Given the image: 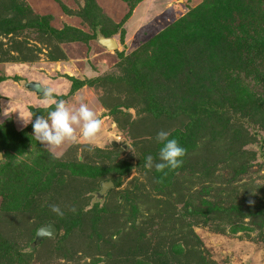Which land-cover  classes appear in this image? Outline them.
<instances>
[{
	"label": "rangeland",
	"instance_id": "1",
	"mask_svg": "<svg viewBox=\"0 0 264 264\" xmlns=\"http://www.w3.org/2000/svg\"><path fill=\"white\" fill-rule=\"evenodd\" d=\"M24 1L36 14L48 16L47 23L57 30L70 26L89 31L79 16V8L85 5V0ZM95 1L104 16V22L98 29L108 28L109 21L118 25L112 34L117 42L114 50H107L96 38L87 43L78 40L57 43L48 34L39 38L34 28L19 31L17 40L11 34L0 37V47L6 52L3 55L0 51V139L27 129L26 134L30 135L27 142L8 147L0 158V234L3 233L1 230L7 232L11 229L8 220L13 219V216H6L8 194L5 184L15 176L27 174L19 172L22 166L44 167L57 172L58 165H62L66 166L62 167L63 180H67L66 175L71 176L65 184V191L60 194L50 189L48 198L39 204L49 215L56 217L60 230L55 238L41 244L40 255L32 252L33 257L24 264H186L183 258L172 261L170 249L174 243L192 245L198 264H264V148L261 151L259 144L254 142L243 147L253 151L254 156L243 154L241 158V153H234L232 148L239 146L232 141L230 123L224 126L223 122L206 121L203 117L204 123L200 120L196 132L190 131L184 146L183 166L171 179L165 196L153 190L150 180L136 178L138 167L135 165L142 163L145 166L141 160L147 154L158 156L159 151H155L158 144L156 134L160 131L171 134L177 128L184 130L188 119L184 108L191 99L179 100L175 104L174 98L179 96L178 93L174 97L168 93L172 97L167 100L172 118H153L143 110L141 95L129 91L126 83L129 80L126 79L130 77L134 84H138L134 77L137 67V70L143 68L140 78L145 77L143 73L149 70L147 86L157 83L154 60L169 61L171 56L165 55H172L168 38L163 33L172 24L186 18L188 12L195 13L204 0ZM258 3L264 7V0ZM54 45L65 59L53 60ZM7 54L12 59L7 60ZM127 59L137 62L128 66V74ZM231 75L237 81V75ZM243 76L244 72L241 78ZM96 77L123 79L104 88L72 86L73 78L87 81ZM159 78L162 81V75L159 74ZM27 81L39 82L43 91L50 87L55 89L54 98L63 100L70 110L85 103L102 121L95 139L83 141L77 129V140L65 141L59 147L48 148L36 142L32 137L31 124L22 125L18 110L29 111L30 107L43 109L41 101L44 95L25 90L23 83ZM144 92L147 93V89ZM43 116L46 117L47 112ZM130 129L136 133L135 136ZM258 130L257 136L264 138V130ZM113 141L117 143L116 148L111 146ZM209 160L211 170L203 166ZM115 163L119 166L131 164L133 168L127 176L109 170L106 175L111 176L109 173L114 172L120 184L113 185L101 199H97L95 194L100 189L97 181L90 190L87 188L95 177H81L85 165L92 169L100 164L98 169L101 170L102 166L110 169ZM134 182L137 184L136 196L130 193L126 197L125 189L131 188ZM79 188L85 192L80 194ZM143 195L145 198L141 197ZM154 200L166 206L162 210L163 205L154 204L158 217L152 219L147 211ZM50 205H57L64 215L57 216L50 210ZM218 207L222 209L221 216L212 211L207 223L187 212V208L199 214ZM73 208L75 212L71 211ZM93 208L95 211H90ZM224 216H228L230 222L236 219L240 224L242 221L241 230L231 232V225L222 218ZM217 227L225 232L217 231ZM34 236L35 233L33 236L26 233L17 241L20 248L30 238L32 242ZM26 250L30 248L26 247ZM1 264L11 263L5 260Z\"/></svg>",
	"mask_w": 264,
	"mask_h": 264
},
{
	"label": "trees",
	"instance_id": "2",
	"mask_svg": "<svg viewBox=\"0 0 264 264\" xmlns=\"http://www.w3.org/2000/svg\"><path fill=\"white\" fill-rule=\"evenodd\" d=\"M259 1L262 2V0H204L195 13L188 12L186 18L172 24L163 33L164 37L168 38V48L172 52V55L167 54L165 56H171V59L164 62L161 59H155L154 63L158 77L159 74L162 75L161 79L164 82L157 77L156 85L153 82L147 86L146 82H148L150 76L149 70L143 73L145 77L142 76L140 78L139 73L142 74L143 68L137 70V67L134 69V74H137V77H134L138 80V84H134L130 80L131 78L127 77L126 80L129 81L126 83L129 91H135L141 95L143 110L153 118L166 116L169 117L168 119L172 118L169 113L167 100H171L177 93L179 96L174 98L175 104L179 100L191 99V103L187 106L189 109L187 107L184 108V115H188L186 127L183 131L177 128L169 136L170 139L175 138L181 147L184 148L186 146L187 135L190 134L191 130H193V133L196 132V125L200 123V120L202 122L203 117H205L206 121L210 119L223 122L224 126L229 123L232 125V130L229 133L233 136L232 141L239 146L232 148V151L241 153V158L243 154L244 156L248 154L255 155L253 151L244 149L245 145L255 142L259 144L261 151L264 148V138L258 137L256 133L257 129L264 130V7L262 6L263 4L260 5L258 3ZM191 14L193 16H190ZM79 16L83 24L87 25L86 27L89 31H82L70 26H64L57 30L47 23L48 16L36 14L24 0H0V37L11 34L10 36L17 40L19 31L34 28L39 38L44 34H48L49 38L54 39L57 43L75 40L87 43L91 38H96L97 40L99 36L112 37L118 27V25L109 21L110 23L108 22V24L110 25L108 28L98 29L100 23L104 22V16L95 0H85V5L79 8ZM110 26L112 27L110 28ZM13 44L16 45L15 40ZM13 48L15 49L16 47ZM54 48L53 60L65 59L64 54L56 45H54ZM0 51L3 55L6 54L1 47ZM8 55L6 59H12ZM127 63L126 74H128V66L131 64L135 65L137 62L127 59ZM140 64L138 67H140ZM242 72L245 74L243 78H241ZM145 73L148 75L146 76ZM231 73L237 75V81L232 77ZM248 76H250L251 80ZM121 79L96 77L83 81L73 78L72 86L87 85L95 88H104ZM146 89L147 93L144 92ZM148 89L151 90L148 91ZM44 91L40 94L41 96L44 95ZM29 111L34 112L33 120L36 116H43L46 113L44 109L33 107H30ZM175 112L177 113L178 110ZM217 124L222 128L220 123ZM27 130H21L16 134L6 135V139H0L1 154H6L8 147L12 144L27 142L30 137V135L26 134ZM132 130L130 129V132ZM251 130L252 132H250ZM131 134L132 136L136 135L134 132H131ZM111 146L116 148L117 143L113 146L111 142ZM160 147V144H156L155 151L158 152ZM121 148L125 149L123 146ZM262 154L264 155V153ZM149 155L153 157L154 163L158 160V156L155 157V155L151 154L146 156ZM141 161L145 163V158ZM118 166L115 163L109 167L110 169L102 166L103 168L100 170L98 169L100 164L92 169L85 165V170L82 172L81 177L84 179H93L95 177V180L89 182V187H87L89 190L93 187V184H96L94 183L95 181H97L98 186L101 181H112L114 186H119L120 180L115 177V173H109L111 176L106 175V173L109 170H115L116 173L126 175L131 172L133 165L124 163L122 166ZM136 166L138 167V176L136 178L150 180L153 190L159 191L165 196L171 179L181 170L183 164L171 170L166 168L162 172H157L155 167L152 169L145 168L142 163ZM203 166L211 170L210 160L205 162ZM60 167L61 171L59 170ZM62 167L66 166L58 165V171L55 172L53 170L49 171L44 167L35 169L34 166L30 168L22 166L19 172L22 171V174H27L22 175V177L15 176L11 182L5 184L8 194L5 200L7 203L6 209H8L6 216H13V219L8 220L11 222L9 231L1 230L3 233L0 234V264L5 260L10 261L11 264H24L33 257L32 252L41 254L39 247H42L41 244L45 240L47 241L57 236L60 230L58 220L54 215H49L47 210L39 204L48 198L50 189L60 194L65 191V184L71 176L66 175L67 180L65 179L64 181L65 176L63 175ZM52 176L55 177L53 181ZM50 179L51 181L48 183ZM132 185L131 188L125 189L126 197H129L130 193L131 196H136L137 184L134 182ZM82 192L85 191L79 188V193L81 194ZM141 197L145 198V195ZM152 203L148 208L147 214L152 219H155L158 216L156 215L157 209L154 204L157 206L163 205L162 210H164L163 208L166 204H157L156 200ZM131 206L136 209L134 203ZM218 209L219 207L211 208L210 212L200 211L197 214L191 208H187V212L193 218L207 223L212 211H217V214L221 216L222 209ZM252 210L253 208H251L250 212ZM78 211H76L77 214L79 213ZM90 211H95V209H90ZM254 211L262 213L260 210ZM137 213L138 211H136L135 216ZM81 216L79 217L80 220ZM227 217L224 216L222 218H226L225 220L231 225V232L235 233L241 230L242 221L240 224H238L236 219L230 222ZM91 219L94 218L91 216ZM51 220L57 228L54 236H45L37 245H34L30 238L29 242L20 248V244L17 241L23 239L26 233L33 236L39 225H44ZM43 221L46 222L42 224ZM219 228L217 227L216 230L225 232L224 229L220 230ZM262 236H264V229ZM26 247H29L30 250L27 251ZM135 251L137 250L135 249ZM170 252L172 261L183 258L186 264L199 263L196 258V251L192 249V245L185 246L183 243H174ZM128 258L127 260H129ZM164 259L167 260V256ZM134 264L140 263L135 262Z\"/></svg>",
	"mask_w": 264,
	"mask_h": 264
},
{
	"label": "clouds",
	"instance_id": "3",
	"mask_svg": "<svg viewBox=\"0 0 264 264\" xmlns=\"http://www.w3.org/2000/svg\"><path fill=\"white\" fill-rule=\"evenodd\" d=\"M55 94V89L51 87L44 91L41 105L47 112L46 117L39 115L33 120L34 112L18 110L22 125L31 124L32 137L48 148L59 147L65 141L77 140V129L80 139L92 142L101 130L102 121L85 103H80L78 108L70 110L63 100L54 98ZM169 136L170 133L165 131L156 134L155 139L161 145L158 153L159 162L154 163L152 156H146L145 168L155 167L157 172H162L166 168L171 170L181 166L186 150L175 138L170 139ZM50 210L57 216L64 215L57 205H50ZM71 211L75 212V209Z\"/></svg>",
	"mask_w": 264,
	"mask_h": 264
},
{
	"label": "water",
	"instance_id": "4",
	"mask_svg": "<svg viewBox=\"0 0 264 264\" xmlns=\"http://www.w3.org/2000/svg\"><path fill=\"white\" fill-rule=\"evenodd\" d=\"M97 42L105 47L107 50H114L117 47V42L114 38L112 37H103L99 36L97 39ZM24 88L27 91L33 92L35 95H40L43 91V86L36 81H27L24 83ZM112 145L115 146L116 142H112ZM125 147V146H123ZM2 157V154L0 152V158ZM113 186L112 181H103L100 183V189L99 191L96 192V198L101 199L104 195V193L109 189L110 187ZM57 228L54 225L52 221H47L44 225H41L37 228L33 240V244L37 245L40 243V241L45 237V236H54L56 234Z\"/></svg>",
	"mask_w": 264,
	"mask_h": 264
},
{
	"label": "crops",
	"instance_id": "5",
	"mask_svg": "<svg viewBox=\"0 0 264 264\" xmlns=\"http://www.w3.org/2000/svg\"><path fill=\"white\" fill-rule=\"evenodd\" d=\"M30 92V91H29Z\"/></svg>",
	"mask_w": 264,
	"mask_h": 264
}]
</instances>
